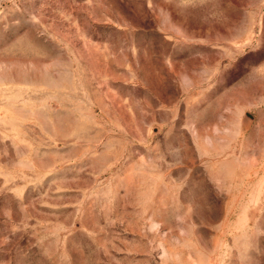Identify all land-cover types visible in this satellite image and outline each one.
<instances>
[{
	"label": "rangeland",
	"instance_id": "1",
	"mask_svg": "<svg viewBox=\"0 0 264 264\" xmlns=\"http://www.w3.org/2000/svg\"><path fill=\"white\" fill-rule=\"evenodd\" d=\"M0 264H264V0H0Z\"/></svg>",
	"mask_w": 264,
	"mask_h": 264
}]
</instances>
